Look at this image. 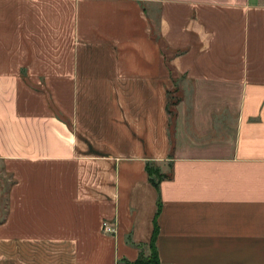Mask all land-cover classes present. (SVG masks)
Segmentation results:
<instances>
[{"label": "crops", "instance_id": "1", "mask_svg": "<svg viewBox=\"0 0 264 264\" xmlns=\"http://www.w3.org/2000/svg\"><path fill=\"white\" fill-rule=\"evenodd\" d=\"M0 164V264L145 257L157 196L159 264H264V0H0Z\"/></svg>", "mask_w": 264, "mask_h": 264}, {"label": "trees", "instance_id": "2", "mask_svg": "<svg viewBox=\"0 0 264 264\" xmlns=\"http://www.w3.org/2000/svg\"><path fill=\"white\" fill-rule=\"evenodd\" d=\"M176 104V101H173L168 105V102L166 103L165 110L169 118V130L172 127V122L174 118V106ZM168 106H170L172 109H170ZM145 173L147 176V181L149 184L156 190L158 193V184L160 181L168 179L170 176V173L167 174H161L159 169L155 167L153 164H146L145 165ZM160 203L159 198L157 196L156 200V210L152 221V232L150 239L148 241V251L149 254L147 256L139 255L137 259L133 262H124V264H159L157 255H156V248H155V241H156V235H157V225H156V218L159 213Z\"/></svg>", "mask_w": 264, "mask_h": 264}, {"label": "rangeland", "instance_id": "3", "mask_svg": "<svg viewBox=\"0 0 264 264\" xmlns=\"http://www.w3.org/2000/svg\"><path fill=\"white\" fill-rule=\"evenodd\" d=\"M144 1L145 0H139V3L141 4V6H143ZM152 11H154V9H152ZM35 92H41L44 94L45 97H47L48 95V91L46 90H35ZM177 94H178L177 89H172L168 92L167 94L168 105L172 103L173 101H177ZM168 107L172 109L170 106ZM160 173L167 174L168 171L167 169H165L164 173L163 172H160ZM10 185H12V180L9 177V175L5 174L0 164V209L1 211L5 206V196H6V192L8 188L10 187Z\"/></svg>", "mask_w": 264, "mask_h": 264}, {"label": "built area", "instance_id": "4", "mask_svg": "<svg viewBox=\"0 0 264 264\" xmlns=\"http://www.w3.org/2000/svg\"><path fill=\"white\" fill-rule=\"evenodd\" d=\"M100 228H101L102 233L104 234L110 235V234H113L114 232V225L107 221H102L100 224Z\"/></svg>", "mask_w": 264, "mask_h": 264}]
</instances>
